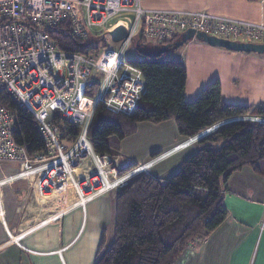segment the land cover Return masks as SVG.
Instances as JSON below:
<instances>
[{"label": "built area", "instance_id": "built-area-1", "mask_svg": "<svg viewBox=\"0 0 264 264\" xmlns=\"http://www.w3.org/2000/svg\"><path fill=\"white\" fill-rule=\"evenodd\" d=\"M143 2L0 0V95L8 93L18 107L32 113L47 146L46 154L30 156L14 138L16 111L0 103V162L19 163V178L32 177L40 195L50 196L70 181L76 204L85 209L88 202L120 191L139 175L140 167L120 174L113 156L97 153L89 137L99 103L112 113L131 115L142 99L146 80L128 56L130 47L172 42L189 29L231 41L264 42L260 23L207 11L147 8ZM121 16L125 22L110 23ZM65 21L73 37H108V44L95 53L62 50L47 29ZM119 25L128 36L113 42L110 33ZM136 58L143 60L144 53ZM91 83L98 84L94 97L86 94ZM55 115L79 127L75 141L62 139ZM86 159L92 160L94 171L77 179L75 170Z\"/></svg>", "mask_w": 264, "mask_h": 264}, {"label": "trees", "instance_id": "trees-1", "mask_svg": "<svg viewBox=\"0 0 264 264\" xmlns=\"http://www.w3.org/2000/svg\"><path fill=\"white\" fill-rule=\"evenodd\" d=\"M47 32L65 51L95 53L107 45L105 37H73L69 21ZM181 35L158 46L180 41ZM180 48L167 47L159 57L131 60L146 80L142 99L131 115L115 114L102 102L98 104L89 130L97 153L114 152L142 122L159 124L173 119L179 134L191 138L225 120L247 115L264 117V106L226 102L217 79L193 101H187V68L180 57L170 55ZM165 55L168 59L163 58ZM97 89L98 84H89L87 96L94 97ZM0 103L16 111L15 141L25 146L30 156L46 154V143L32 113L18 107L8 93L0 95ZM53 122L63 130V140L75 141L79 136V127L66 119L55 115ZM197 144L198 148L168 178L142 173L117 193L114 237L108 247L102 237L94 264H175L191 243L208 236L227 218L224 191L232 173L249 165L264 175V123L232 121ZM133 167L125 166L120 173Z\"/></svg>", "mask_w": 264, "mask_h": 264}, {"label": "crops", "instance_id": "crops-1", "mask_svg": "<svg viewBox=\"0 0 264 264\" xmlns=\"http://www.w3.org/2000/svg\"><path fill=\"white\" fill-rule=\"evenodd\" d=\"M145 3L153 4L147 8L207 11L264 25V0H145ZM161 49L155 45L140 50V54L143 52L144 58L159 57ZM170 55L180 57L187 68V101H193L217 79L226 102L264 106V54L228 50L191 39ZM243 119L252 120L237 117L227 122ZM255 119L261 122L264 117ZM214 128H208L195 139ZM152 133H158L157 137L164 141L162 149L154 150L155 156L152 151L143 153V142ZM191 138L179 134L173 119L159 124L142 122L111 155L120 168L137 164L142 173L166 179L190 154L188 146L195 141H188ZM5 164L0 166V264H94L102 237L105 236V247L114 237L117 193L101 195L83 209L76 204V192L70 196L66 188L64 194L56 196L55 205L41 204L43 210L38 209L43 216L37 223L41 219L37 217L40 200L53 194L40 195L31 178L16 181L11 175L21 165ZM82 165L88 171L94 167L88 161ZM224 204L228 211L224 222L208 236L191 243L193 246L175 264H264V175L257 174L249 165L233 172L224 191ZM58 211L60 215H56ZM48 217L50 220L45 221Z\"/></svg>", "mask_w": 264, "mask_h": 264}, {"label": "rangeland", "instance_id": "rangeland-1", "mask_svg": "<svg viewBox=\"0 0 264 264\" xmlns=\"http://www.w3.org/2000/svg\"><path fill=\"white\" fill-rule=\"evenodd\" d=\"M143 5H144V7H148V6H152L153 4H150V3H145V1L143 2ZM126 21V19H125V17L124 16H121V17H119V18H114V19H112L111 20V22L110 23H114V22H125ZM100 36H98V38H99ZM94 40H96L95 38H93ZM106 43L108 44V37L106 38ZM155 45V43H148L147 45H146V47H144V49L145 50H148L149 48H151L152 49V47ZM140 55V52H139V50L137 49V48H135V47H130V50H129V52H128V56L129 57H133V58H136L137 56H139ZM248 117H252V115H247V116H245V118H248ZM175 121V120H174ZM145 123H147V122H145ZM161 123H163V122H161ZM61 126L63 127V125L61 124ZM59 127V126H58ZM217 127H220V126H217ZM60 128V127H59ZM217 129H215V130H213V131H211V132H209V133H207L206 135H203L202 137H199V138H197V139H195L196 137H198V136H200L201 134H203V133H205V131L204 132H202V133H200V134H198V135H196L195 137H193V138H191V139H189L188 141H193V140H195V141H193L191 144H190V146H188L189 148H190V151L191 152H193V151H195L196 150V148H198V142H199V140H201V139H203V138H205L206 136H208V135H210L211 133H213L214 131H216ZM63 132V130H61V133ZM157 136H159V134L158 133H152V134H150V136L149 137H147V140H145L144 142H143V153H145V152H151L152 151V153H156V152H154V150H158V149H162V147H163V144H164V141H162L159 137H157ZM199 139V140H198ZM66 141V140H65ZM66 142H69V141H66ZM194 147H195V149H194ZM120 148V147H119ZM190 152V153H191ZM114 158V157H113ZM86 161H88L89 162V164L92 162V160H90V159H86V160H84L83 162H82V164L84 163V162H86ZM5 163H9L8 165H10V164H14L13 162H0V166H2L3 164L4 165H7V164H5ZM79 165V167L78 168H80V167H82L83 168V171H80V170H78V171H76L75 170V177L77 178V179H82V177H87L89 174H90V171H88L89 170V168H88V170H86V169H84L85 167H86V165H85V167H83V165ZM88 167V166H87ZM134 167L135 168H137V167H140L141 168V166L140 165H137V164H135L134 165ZM134 167H133V169H134ZM77 169V168H76ZM121 169H123V168H120V171H121ZM132 169V168H131ZM129 170V171H127V172H125V173H122V174H126V173H128V172H130V171H132V170ZM0 170H1V168H0ZM19 171H20V169H18V171L16 172V173H14L13 175H11V176H14L15 178L14 179H16V181H18V180H24V179H22V178H19L20 176H19ZM92 171H94V167L92 168ZM119 171V172H120ZM140 171H141V169H140ZM143 172V170L140 172V173H142ZM131 173V172H130ZM121 174V173H120ZM31 179H32V177H31ZM67 188V190L69 191V193H70V196L72 195H75V190H74V188H73V185L70 183V181H64L63 182V184H61V186L57 189V190H55V192L53 193V196H51V198L49 197V198H42V201L40 200V202H39V206L37 207V217H41V219L39 220V222H37V223H40L41 222V220H42V212H40L39 211V209L38 208H40V209H42L43 210V208H42V205L41 204H46L47 206L48 205H55V198H56V196H57V198L59 197V195L58 194H64L63 192H64V190ZM119 192V191H118ZM118 192H116V193H118ZM116 193H114V194H116ZM43 199H46V200H43ZM37 203H38V200H37ZM61 214V211H58V212H56V215H60ZM50 217V216H49ZM49 217L47 218V219H45V221H47V220H50L49 219ZM43 221H44V219H43ZM21 235H23V234H21ZM16 239H18V237L16 238ZM17 241H19V240H17ZM24 247V246H23Z\"/></svg>", "mask_w": 264, "mask_h": 264}, {"label": "water", "instance_id": "water-1", "mask_svg": "<svg viewBox=\"0 0 264 264\" xmlns=\"http://www.w3.org/2000/svg\"><path fill=\"white\" fill-rule=\"evenodd\" d=\"M110 35L112 37L113 42H119L128 36V32L123 25H119L116 29L111 31ZM140 37H141V35H140ZM181 37H182V40L176 41L173 44H169L167 46H164L161 49V51L158 53V55L161 54L162 52H164V50L167 47H172L173 49L180 48L182 45H184L186 42L190 41L191 39H196V40L205 42L211 46H218V47H222V48H225L228 50L242 51V52L256 53V54H264V42L252 43V42L231 41V40H227V39H222V38L210 36L204 32L195 31L193 29H189V30L185 31L184 33H182ZM146 55H148V53ZM227 121H229V120L224 121L222 123V125L230 123ZM262 123H264V121ZM220 124L221 123H219V126H220ZM214 127H217V126H214ZM210 129L211 128H209L208 130H210Z\"/></svg>", "mask_w": 264, "mask_h": 264}, {"label": "clouds", "instance_id": "clouds-1", "mask_svg": "<svg viewBox=\"0 0 264 264\" xmlns=\"http://www.w3.org/2000/svg\"><path fill=\"white\" fill-rule=\"evenodd\" d=\"M221 125H222V124H221ZM221 125H220V126H221ZM216 126H219V125H216ZM211 128H214V126L211 127ZM216 129H217V127H216ZM205 132H207V131H205ZM198 140H199V139H198ZM144 171H145V170H144ZM140 174H141V173H139V175H140ZM139 175H138V176H139ZM136 177H137V176H136ZM136 177H135V178H136Z\"/></svg>", "mask_w": 264, "mask_h": 264}, {"label": "bare ground", "instance_id": "bare-ground-1", "mask_svg": "<svg viewBox=\"0 0 264 264\" xmlns=\"http://www.w3.org/2000/svg\"><path fill=\"white\" fill-rule=\"evenodd\" d=\"M133 180H134V179H133ZM133 180H132V181H133Z\"/></svg>", "mask_w": 264, "mask_h": 264}]
</instances>
